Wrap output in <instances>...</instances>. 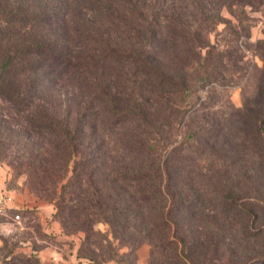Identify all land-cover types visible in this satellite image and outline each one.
<instances>
[{"label":"trees","instance_id":"1","mask_svg":"<svg viewBox=\"0 0 264 264\" xmlns=\"http://www.w3.org/2000/svg\"><path fill=\"white\" fill-rule=\"evenodd\" d=\"M193 5L186 14L175 0H0V98L28 111L27 127L41 138L32 149L34 180L51 190L64 232L85 233L79 257L93 261L83 251L106 240L147 242L152 258L168 248L181 262L199 264L202 254L220 261L226 237L205 223L210 204L222 202L259 248L242 264H264V203L236 197L228 171L222 190L205 199L187 181L183 142L160 151L164 121L154 114L173 108L160 96L189 86L187 72L167 61H176L179 41L199 60L197 46L207 45L205 30L220 18L201 0ZM262 109L254 131L260 158ZM100 222L114 241L95 229Z\"/></svg>","mask_w":264,"mask_h":264},{"label":"rangeland","instance_id":"2","mask_svg":"<svg viewBox=\"0 0 264 264\" xmlns=\"http://www.w3.org/2000/svg\"><path fill=\"white\" fill-rule=\"evenodd\" d=\"M201 1L210 17L218 14L220 18L211 30H205L208 42L205 47L197 46L202 54L199 60L179 41L176 61H167L173 70L187 72L189 86L184 92L160 96L163 106L173 107L171 113L163 109L154 114L164 121L160 151L166 155L163 145L171 149L183 142L180 155L187 157V181L205 199L222 190V175L228 171L236 197L262 204L264 158L255 154L254 131L264 105V0L231 5ZM175 3L186 14L194 6L193 0ZM28 115V111L19 112L8 99L0 98V189L14 196V211L22 218L21 223L0 219V264H193L181 262L168 248L152 258L147 242L118 247L104 222L95 229L108 233L113 245L106 240L95 242L94 254L93 246L83 251L92 253L93 261L79 257L85 233L64 232L55 216L56 200L51 190L34 180L31 160L36 151L32 149L41 138L27 127ZM242 170L245 173L240 174ZM210 205L214 210L205 224L215 225L214 230L226 237L218 246L219 255L224 251L226 256L209 263L202 254L199 264H242L248 251H259L254 242L243 239L238 217L222 202ZM234 246L239 250L231 256L229 250Z\"/></svg>","mask_w":264,"mask_h":264},{"label":"built area","instance_id":"3","mask_svg":"<svg viewBox=\"0 0 264 264\" xmlns=\"http://www.w3.org/2000/svg\"><path fill=\"white\" fill-rule=\"evenodd\" d=\"M14 203V196L10 192L0 189V219L21 223V214L14 211Z\"/></svg>","mask_w":264,"mask_h":264}]
</instances>
